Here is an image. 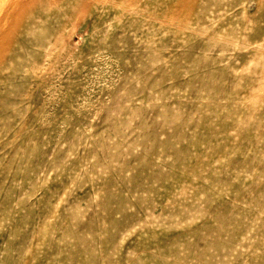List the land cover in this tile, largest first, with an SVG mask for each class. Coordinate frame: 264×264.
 Returning <instances> with one entry per match:
<instances>
[{"label": "rangeland", "instance_id": "rangeland-1", "mask_svg": "<svg viewBox=\"0 0 264 264\" xmlns=\"http://www.w3.org/2000/svg\"><path fill=\"white\" fill-rule=\"evenodd\" d=\"M0 264H264V0H0Z\"/></svg>", "mask_w": 264, "mask_h": 264}]
</instances>
